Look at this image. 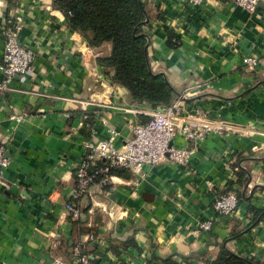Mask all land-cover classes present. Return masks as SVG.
<instances>
[{
	"label": "crops",
	"instance_id": "obj_1",
	"mask_svg": "<svg viewBox=\"0 0 264 264\" xmlns=\"http://www.w3.org/2000/svg\"><path fill=\"white\" fill-rule=\"evenodd\" d=\"M142 1L149 66L172 87L171 102L253 133L206 134L185 166L164 160L142 179L112 175L72 199L82 143L113 128L121 145L156 107L130 102L96 64L109 45L88 47L51 0H0V60L7 17L20 19V43L33 52L30 71L0 90V147L9 159L0 179V264L66 263L69 250L86 264H145L151 254L206 264L220 243L264 263V214L251 224L249 210H264V1L251 14L227 0ZM164 27L177 36L176 47L166 45ZM247 55L257 59L252 68L241 61ZM172 143L188 144L180 136ZM226 191L239 196L238 205L220 216L212 201ZM64 202L79 208L77 219ZM204 220L207 231L199 229ZM128 240L136 247H123Z\"/></svg>",
	"mask_w": 264,
	"mask_h": 264
},
{
	"label": "built area",
	"instance_id": "obj_2",
	"mask_svg": "<svg viewBox=\"0 0 264 264\" xmlns=\"http://www.w3.org/2000/svg\"><path fill=\"white\" fill-rule=\"evenodd\" d=\"M239 6L247 13H254L258 2L264 0H227ZM189 4L198 5L201 0H187ZM22 23L18 17L5 19L1 29L2 53L0 73L2 80L0 90L7 89L8 83L16 75H24L31 69L33 52L23 46L19 40ZM247 68H252L257 59L254 56H244L241 59ZM83 108V107H82ZM204 109L193 108L185 110L180 101H173L164 106H158L147 113L143 122L135 121L132 124L131 136L123 144L115 145L116 131L108 130L104 139L97 141L86 140L82 143L83 153L73 172L74 186L72 199L82 196L94 182V177L100 175L97 181L107 184L111 176L107 171L110 168L127 170L135 179L145 176L144 169L161 164L169 160L175 164L185 166L190 156L196 151L198 144L206 134L217 136L251 135L253 129L220 118H211ZM68 114H66L67 116ZM85 117V115H82ZM16 120L19 117L15 118ZM180 136L186 146L177 147L172 140ZM9 159L3 154L0 147V179L3 170L8 166ZM236 170V167H234ZM238 205V196L233 191H227L216 196L212 201L214 212L220 216H229ZM62 208L71 219H77L80 211L73 202H64ZM211 227L210 220L199 223V229L207 231ZM76 264H86L85 255L75 251ZM52 264H65L54 259Z\"/></svg>",
	"mask_w": 264,
	"mask_h": 264
},
{
	"label": "trees",
	"instance_id": "obj_3",
	"mask_svg": "<svg viewBox=\"0 0 264 264\" xmlns=\"http://www.w3.org/2000/svg\"><path fill=\"white\" fill-rule=\"evenodd\" d=\"M4 1L7 6L13 4V0ZM51 5L64 14L68 27L77 32L88 47L99 49L103 44L109 45L107 53L96 55V64L112 83L126 90L130 102L146 103L155 108L172 101V87L163 74L152 71L149 66L146 52L149 38L142 30L146 23L145 5L142 0H51ZM164 30L166 45L170 48L176 47L177 36L166 27ZM84 114L83 125L88 118V115ZM107 174L123 178L131 176L122 168H110ZM100 178L101 176L97 175L94 182ZM239 178L240 176H237V180ZM249 210L254 214L251 224L257 223V218L264 214V210H256L253 207ZM128 245L136 247L131 240L124 242L122 246ZM109 248L117 253L116 247L110 245ZM181 258H161L151 254L145 264H182ZM206 264L264 263L242 257L220 243L215 256Z\"/></svg>",
	"mask_w": 264,
	"mask_h": 264
},
{
	"label": "rangeland",
	"instance_id": "obj_4",
	"mask_svg": "<svg viewBox=\"0 0 264 264\" xmlns=\"http://www.w3.org/2000/svg\"><path fill=\"white\" fill-rule=\"evenodd\" d=\"M235 231H237V230H235ZM89 235H91V240L92 239L93 240H98V237H96L93 232H90ZM75 258H76V255L73 254V252L69 250L68 254H67V257H66V263L65 264H76Z\"/></svg>",
	"mask_w": 264,
	"mask_h": 264
},
{
	"label": "water",
	"instance_id": "obj_5",
	"mask_svg": "<svg viewBox=\"0 0 264 264\" xmlns=\"http://www.w3.org/2000/svg\"><path fill=\"white\" fill-rule=\"evenodd\" d=\"M144 22H147V19H145V21ZM162 74V73H161ZM180 98H182V96L181 95H178Z\"/></svg>",
	"mask_w": 264,
	"mask_h": 264
}]
</instances>
